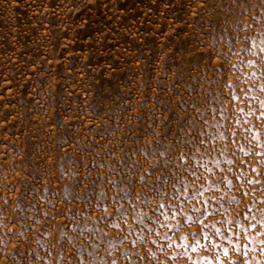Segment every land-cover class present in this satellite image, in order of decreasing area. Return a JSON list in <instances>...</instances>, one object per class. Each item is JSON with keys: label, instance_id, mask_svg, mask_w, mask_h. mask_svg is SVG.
Here are the masks:
<instances>
[{"label": "rangeland", "instance_id": "obj_1", "mask_svg": "<svg viewBox=\"0 0 264 264\" xmlns=\"http://www.w3.org/2000/svg\"><path fill=\"white\" fill-rule=\"evenodd\" d=\"M208 11H250L258 21L264 0H0V246L24 236L26 218H47L75 198L83 178L58 177L77 160L94 169L123 154L127 164L151 158L148 175L175 170L176 85L190 92L211 63L187 55ZM230 99L231 121L215 101L202 117L210 123L194 163L211 179L191 201L183 184L162 198L152 221L157 251L126 264H144L165 245L174 252L167 264H264V121L245 114L240 87Z\"/></svg>", "mask_w": 264, "mask_h": 264}, {"label": "clouds", "instance_id": "obj_2", "mask_svg": "<svg viewBox=\"0 0 264 264\" xmlns=\"http://www.w3.org/2000/svg\"><path fill=\"white\" fill-rule=\"evenodd\" d=\"M204 15L207 22L198 33L196 47L187 55L207 54L211 63L203 75L197 73L199 79L190 92L176 85L183 96V102L176 110L183 120V127L172 148L178 157V160L173 159L175 170L165 172L160 169L148 175L154 165L151 158L147 163L127 164L122 162L123 154L120 158L108 156L94 169L88 158L75 161L63 177H58L72 179L75 174L83 178L75 198L62 203L47 218H26L23 223L29 230L24 236L0 246V264H40L34 259L37 254L47 264H126L133 254L141 258L156 252L152 245L158 237L152 231V221L158 202L173 197L179 184L186 186L184 195L191 201L211 179L194 163L195 153L202 151L201 145L205 143V126L210 123V120L202 119L206 114L204 110L212 108V101H215L231 121L235 115L230 106L232 90L240 87L243 100L248 102L245 114L264 121V12L258 21L249 19L250 11L247 15L214 11ZM216 67L228 74L227 81L219 79ZM213 92L216 94L210 95ZM211 119L215 120V117ZM247 123V130H252L251 121ZM156 127L160 132L164 131L160 125ZM261 133H264V123L257 134ZM81 165L84 171H81ZM85 171L89 172L88 176ZM162 177L167 179L162 180ZM7 230L11 231V228ZM138 231L141 236H136ZM41 236L46 238L43 249L36 244ZM172 255L174 252L165 245L159 256L145 259L144 264H153V260L154 264H167L166 258Z\"/></svg>", "mask_w": 264, "mask_h": 264}]
</instances>
